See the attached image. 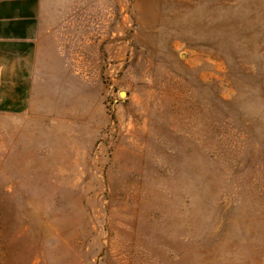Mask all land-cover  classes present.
Instances as JSON below:
<instances>
[{
  "label": "rangeland",
  "instance_id": "374dc122",
  "mask_svg": "<svg viewBox=\"0 0 264 264\" xmlns=\"http://www.w3.org/2000/svg\"><path fill=\"white\" fill-rule=\"evenodd\" d=\"M41 14L54 80L0 109V264H264V0Z\"/></svg>",
  "mask_w": 264,
  "mask_h": 264
},
{
  "label": "crops",
  "instance_id": "0c3cea01",
  "mask_svg": "<svg viewBox=\"0 0 264 264\" xmlns=\"http://www.w3.org/2000/svg\"><path fill=\"white\" fill-rule=\"evenodd\" d=\"M41 11L42 0H0V109L8 112L35 101L37 80H54V48Z\"/></svg>",
  "mask_w": 264,
  "mask_h": 264
},
{
  "label": "bare ground",
  "instance_id": "6f19581e",
  "mask_svg": "<svg viewBox=\"0 0 264 264\" xmlns=\"http://www.w3.org/2000/svg\"><path fill=\"white\" fill-rule=\"evenodd\" d=\"M37 44V43H36ZM29 60V59H28ZM27 61V60H26ZM30 63H32V62H30ZM29 65V64H28ZM25 68V67H24ZM14 90V89H13ZM15 92V91H14ZM9 94V93H8Z\"/></svg>",
  "mask_w": 264,
  "mask_h": 264
},
{
  "label": "water",
  "instance_id": "95a60500",
  "mask_svg": "<svg viewBox=\"0 0 264 264\" xmlns=\"http://www.w3.org/2000/svg\"><path fill=\"white\" fill-rule=\"evenodd\" d=\"M125 93V92H124Z\"/></svg>",
  "mask_w": 264,
  "mask_h": 264
}]
</instances>
